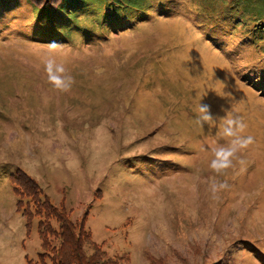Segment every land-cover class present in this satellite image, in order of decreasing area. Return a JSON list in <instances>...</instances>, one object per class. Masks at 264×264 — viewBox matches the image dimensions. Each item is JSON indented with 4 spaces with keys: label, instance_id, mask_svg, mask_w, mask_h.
<instances>
[{
    "label": "rangeland",
    "instance_id": "1",
    "mask_svg": "<svg viewBox=\"0 0 264 264\" xmlns=\"http://www.w3.org/2000/svg\"><path fill=\"white\" fill-rule=\"evenodd\" d=\"M129 28L107 11L0 1V264H36L12 178L87 228L112 256L149 264H264V0H151ZM64 17V18H65ZM263 33V36H262ZM54 57L72 78L48 81ZM213 126L196 122L199 104ZM253 143L209 164L221 118ZM228 187L215 196L212 178Z\"/></svg>",
    "mask_w": 264,
    "mask_h": 264
},
{
    "label": "trees",
    "instance_id": "2",
    "mask_svg": "<svg viewBox=\"0 0 264 264\" xmlns=\"http://www.w3.org/2000/svg\"><path fill=\"white\" fill-rule=\"evenodd\" d=\"M6 1V0H0ZM35 9L43 13H52L63 18V13L72 9L90 8L99 13L107 11L113 20H123L126 29L143 20L153 9L151 0H27ZM65 17V18H64ZM264 33V29L262 30ZM262 33V36H263ZM16 205L22 212L26 225L30 229L36 222L39 239V253L36 264H128L125 256H112L104 248V243H97L87 228L88 212L73 221L67 209L53 205L31 177L21 170L12 178ZM223 262L212 264H226ZM149 264H166L147 253ZM28 264H31L30 261ZM231 264V263H228Z\"/></svg>",
    "mask_w": 264,
    "mask_h": 264
},
{
    "label": "clouds",
    "instance_id": "3",
    "mask_svg": "<svg viewBox=\"0 0 264 264\" xmlns=\"http://www.w3.org/2000/svg\"><path fill=\"white\" fill-rule=\"evenodd\" d=\"M45 71L49 83L57 90L65 92L71 88L72 78L66 75L63 63H58L54 57L45 61ZM197 112L196 122L198 124L213 126L214 118L208 105L200 103ZM246 128V123L240 117L233 118L227 114L226 118H221L216 135L223 142L217 143L215 146L209 145V150L213 155L209 167L216 176L225 175L227 170L233 167L234 160L240 164L245 163L243 159H240L239 154L253 143L252 136L244 135ZM227 187L226 182H220L215 177L210 182V190L214 196Z\"/></svg>",
    "mask_w": 264,
    "mask_h": 264
}]
</instances>
